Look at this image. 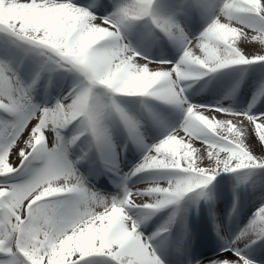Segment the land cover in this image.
I'll return each instance as SVG.
<instances>
[{
    "label": "snow or ice",
    "instance_id": "obj_1",
    "mask_svg": "<svg viewBox=\"0 0 264 264\" xmlns=\"http://www.w3.org/2000/svg\"><path fill=\"white\" fill-rule=\"evenodd\" d=\"M155 3L120 0L105 17L91 10L106 8L103 0L88 9L73 0H0V33L42 50L78 77L54 106L37 105L36 80L26 85L0 62V177H22L0 183V264H163L152 240L169 226L145 237L133 209L154 214L190 194L206 198L221 173L264 170V111H253L256 97L246 110L234 111L194 105L185 94L188 82L264 64V0H184L186 13L208 15L195 38L174 17L161 16ZM146 19L182 49L175 63L150 60L128 42L126 33ZM117 96L150 98L178 109L183 119L166 138L143 144L138 122ZM112 117L145 151L126 179L154 178L142 189L125 187L120 196L105 197L87 185L67 150L90 135L103 152ZM73 125L78 131L65 141L63 132ZM221 239V254L208 264H253L246 253L264 241V205L233 238Z\"/></svg>",
    "mask_w": 264,
    "mask_h": 264
},
{
    "label": "bare ground",
    "instance_id": "obj_2",
    "mask_svg": "<svg viewBox=\"0 0 264 264\" xmlns=\"http://www.w3.org/2000/svg\"><path fill=\"white\" fill-rule=\"evenodd\" d=\"M78 6L88 9L94 0H73ZM120 0H103V10L91 9L98 16H108L114 4ZM210 4L217 0H208ZM184 0H156V11L164 17H174L185 27L190 38H195L207 26L208 15L186 13ZM128 42L150 60L173 63L179 59L182 49L159 32L150 20L138 22L126 33ZM31 46L0 33V61L16 71L26 85L32 87L33 100L37 105L52 107L78 83L74 72L58 68L48 60L31 52ZM42 50L39 49L38 52ZM42 56V55H41ZM37 74L39 78L37 79ZM190 85V86H189ZM264 64L236 66L205 76L199 81L186 84V96L194 105L222 106L234 111L246 110L256 97L254 112L264 111ZM117 102L139 124L143 144L154 145L166 138L182 121L183 113L150 98L116 97ZM110 144L99 151L90 135L81 137L67 150L68 159L84 177L91 189L105 197H118L125 187L143 188L154 177L145 173L126 179L145 155L142 144L134 142L118 118L106 120ZM78 131L77 125L63 132L65 141ZM55 139L53 135V140ZM80 149V150H78ZM91 163V164H90ZM111 176V182L105 177ZM22 177H0V183L20 181ZM104 180L112 184L110 189H98ZM207 197L196 203L171 205L154 214L147 210L133 209L130 213L140 222L139 231L152 237L162 227L169 231L152 240L153 248L163 264H208L209 258L221 254L226 239L233 238L251 219L252 214L264 205V170L221 173L206 189ZM192 195V194H191ZM176 213L169 225V218ZM217 225L220 235H217ZM175 234V235H174ZM253 264H264V241L253 245L246 253ZM92 264H102L93 260Z\"/></svg>",
    "mask_w": 264,
    "mask_h": 264
},
{
    "label": "rangeland",
    "instance_id": "obj_3",
    "mask_svg": "<svg viewBox=\"0 0 264 264\" xmlns=\"http://www.w3.org/2000/svg\"><path fill=\"white\" fill-rule=\"evenodd\" d=\"M35 54L39 55L41 59L46 60V58H47V54H42V56H41L40 54H38L37 52H36ZM0 62H1V61H0ZM189 196H190V198H192V199L194 198V196L191 195V194H190ZM196 199H197V198H196ZM193 200H194V199H193ZM185 203H187V204L189 203L187 199L185 200Z\"/></svg>",
    "mask_w": 264,
    "mask_h": 264
}]
</instances>
